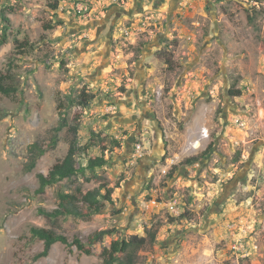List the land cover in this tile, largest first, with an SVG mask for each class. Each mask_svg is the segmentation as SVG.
<instances>
[{
	"label": "rangeland",
	"instance_id": "1",
	"mask_svg": "<svg viewBox=\"0 0 264 264\" xmlns=\"http://www.w3.org/2000/svg\"><path fill=\"white\" fill-rule=\"evenodd\" d=\"M74 1L88 10L77 13ZM158 2L0 0V37L3 11L12 24L0 45V74L13 59L21 78L16 96L0 95V264H101L103 244L143 236L152 224L157 242L140 252L138 264H264V0H167L164 9ZM26 38L34 47L17 58V39ZM83 87L96 97L81 117L80 142L92 130L122 138L99 170L111 185L121 178V186L103 213L87 221L68 217L62 232L86 243L96 230L119 231L88 244L90 255L57 242L34 260L44 243L30 227L51 226L37 211L56 207L59 188L37 194V174L65 155L66 130L32 171L24 169L28 146L50 141L59 105ZM230 89L242 95L232 97ZM196 103L210 108L202 113L208 137L202 121L189 126ZM210 142L209 158L169 175ZM137 144L140 156L133 158ZM171 200L180 213L169 212Z\"/></svg>",
	"mask_w": 264,
	"mask_h": 264
},
{
	"label": "trees",
	"instance_id": "2",
	"mask_svg": "<svg viewBox=\"0 0 264 264\" xmlns=\"http://www.w3.org/2000/svg\"><path fill=\"white\" fill-rule=\"evenodd\" d=\"M53 5L57 7L58 2H55ZM1 17L3 32L0 37V45L8 40V31L12 25L6 12L3 11ZM248 17L250 22H254L255 17L253 12L249 13ZM29 47H34V45L27 38L20 40L19 43L17 39L16 57H23L28 49H32ZM164 61L169 65L171 58H166ZM16 65L14 64V60L11 59L7 71L0 74V95L14 97L20 92L21 78L11 68ZM229 92L232 97L242 95V90L240 89H230ZM95 97V94L88 92L85 87L75 95L68 94L66 96L67 104L66 102H62L59 105L60 117L58 125L54 128V136L48 142L38 139L28 146V160L24 164V169L32 171L48 148L57 145L58 133L63 129L66 130L68 149L65 155L57 160L46 174H37L39 183L36 189L37 194L45 193L47 188L51 186L59 185V188L56 192V207L47 208L41 206L37 211L50 222L51 226L40 227L33 225L30 227L32 237L44 243L43 250L34 256V260L47 257L53 245L57 242H62L67 246L74 245L78 250L90 255L93 251L87 246L88 244L93 246L97 242H103L106 236H113L119 231L117 226L96 230L88 237L87 244L79 237H75L70 241L67 235L62 232V222L68 217L87 221L93 216L103 213L107 204L114 203L113 194L115 188L121 186V178L114 185H111L110 179L100 173L99 170L109 164L110 159L106 157V152H112L115 148L122 147V138L110 135L103 130H92L85 143L82 144L79 139L81 117ZM74 106H78V110L69 119L70 109ZM213 145L214 143L210 142L199 153L188 156L178 165L172 166L169 170V175H173L179 165L191 166L203 159L209 158ZM95 149L98 152H94ZM238 158L239 154L236 159ZM162 160L165 161L166 156ZM65 182L74 185V187L66 190L63 185ZM90 182L98 183V185L92 188L83 187V183ZM171 221L175 220L172 219ZM157 233L158 226L152 224L151 227L145 229V235L143 236L131 234L112 239L109 245L103 244L101 247V264H138L141 258L140 252L157 242Z\"/></svg>",
	"mask_w": 264,
	"mask_h": 264
},
{
	"label": "built area",
	"instance_id": "3",
	"mask_svg": "<svg viewBox=\"0 0 264 264\" xmlns=\"http://www.w3.org/2000/svg\"><path fill=\"white\" fill-rule=\"evenodd\" d=\"M72 6L76 9L77 13H80V14H84L88 10V7L82 1H78V2L74 1L72 3ZM182 6L184 7L185 3H182ZM201 135H202V137H208L209 136V130L207 128H203ZM140 151H141V145L137 144L136 150L133 153V158H139V156H140L139 152ZM175 156H177V154ZM173 161H174V158L173 159H170V158L167 159L168 164L173 163ZM150 203H152V205H156V206L158 205V202L156 201V199L150 200ZM167 208H168L169 212L172 214L180 213V206H179L178 200L169 201V203L167 204Z\"/></svg>",
	"mask_w": 264,
	"mask_h": 264
},
{
	"label": "crops",
	"instance_id": "4",
	"mask_svg": "<svg viewBox=\"0 0 264 264\" xmlns=\"http://www.w3.org/2000/svg\"><path fill=\"white\" fill-rule=\"evenodd\" d=\"M138 1H140V3L139 4H141V1L142 0H138ZM155 1H157V0H155ZM168 2H167V0H159V2L157 3L158 4V6H157V4H156V6L157 7H159V8H162V9H164L165 8V6H166V4H167ZM121 12H119V11H117L115 14H116V18L118 17V15L120 14ZM115 18V19H116ZM153 67H151V68H148V75H151L152 73H153ZM196 107H197V109H196V111L194 112V115H193V117H192V122H191V124L189 125L190 127H191V125L193 124V123H195V122H201L202 124H203V126L201 127V128H207V126L206 125H204V119H202V113H204V111L207 109L208 111L210 110V108H209V106H205V105H201L200 103H196ZM208 107V108H207ZM208 116V117H207ZM206 118L209 120L210 119V117H209V114H207V112H206ZM208 122V121H207ZM209 123V122H208ZM189 127V128H190ZM188 128V127H187ZM204 138V137H203ZM200 140H202V138H200ZM199 141V140H198ZM177 155H179V154H177ZM102 261V260H101Z\"/></svg>",
	"mask_w": 264,
	"mask_h": 264
}]
</instances>
